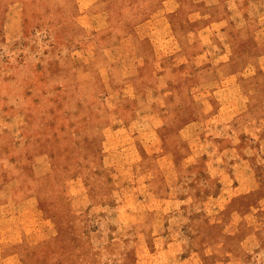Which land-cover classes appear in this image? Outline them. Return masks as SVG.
Returning <instances> with one entry per match:
<instances>
[{
  "label": "rangeland",
  "instance_id": "rangeland-1",
  "mask_svg": "<svg viewBox=\"0 0 264 264\" xmlns=\"http://www.w3.org/2000/svg\"><path fill=\"white\" fill-rule=\"evenodd\" d=\"M258 11L255 16L264 14V5ZM77 13L75 0H0V176L5 179L25 166V184L38 185L39 207L52 233L37 246L20 248L25 264H142L137 261L142 244L148 255L161 251L158 256L166 262L159 264H264V68L238 82L245 93L242 113L219 120L215 116L206 124L207 154L215 167L208 169L202 157L187 165L190 151L184 145L176 165L164 173L162 154L153 147L158 144L151 141L153 130L167 147L179 136L181 119L150 115L163 108L170 113L188 93L171 94L168 87L162 88L164 93L155 92L163 79L156 74L159 58L149 42L143 43L148 53L145 67L120 77L113 71V84H118L113 87L101 71L108 56L76 48L89 43ZM254 27L238 31L236 67L264 53ZM221 37L205 36L204 44L212 50ZM162 45L167 50L162 60L181 62L173 41ZM112 57L124 68L133 64L121 53ZM221 60L216 56L213 63ZM193 73L196 82L200 75ZM190 74L178 76L185 81ZM155 80L160 81L152 85ZM212 98L205 104L208 112L223 105ZM184 104L179 111L188 120L203 110L201 103ZM143 126L148 132L137 136L138 148L112 151L132 142L133 128ZM106 127L120 131L105 134ZM215 131L222 136L216 137ZM43 154L52 173L36 179L29 162ZM236 165L254 166L258 178L248 192L228 197L223 189L235 180L220 181L219 172ZM72 177L82 178L86 186L77 199L70 191ZM175 214L180 216L173 221ZM156 219L163 220L165 229L149 234L150 221ZM250 233L256 247L245 243ZM167 240L177 244L164 253L161 246Z\"/></svg>",
  "mask_w": 264,
  "mask_h": 264
},
{
  "label": "crops",
  "instance_id": "crops-1",
  "mask_svg": "<svg viewBox=\"0 0 264 264\" xmlns=\"http://www.w3.org/2000/svg\"><path fill=\"white\" fill-rule=\"evenodd\" d=\"M75 1L78 8L77 21L86 31L89 42L86 46H83V44L75 46L89 55L103 53L108 56L105 63L101 65V71L107 73L109 84H112L113 87L118 85L113 84V71H116L115 75L119 74L120 77V75L126 76L139 73L141 68L145 67L148 53L142 44L149 42L155 47V55L159 58L156 74L160 80L163 79L161 86L156 83L160 80L152 82V85L157 84V88L154 89H159L155 92L164 93L163 87H168L171 94L176 89L179 92L185 90L188 93L187 102L202 104L203 110L199 115L195 114L194 119L190 120L186 116H181L183 114L180 111L168 113L169 109L164 108L163 112L150 115V117L160 120L166 117L175 120L181 119L178 124L180 125L178 129L179 136L167 147L164 146L163 139L159 136L157 129L153 130L155 136L151 141L158 144V146L153 145V147H155L154 149L159 148L158 151L162 154L160 155L164 164L161 165L160 163V167L164 173L168 171L170 166L176 165L178 162L176 156L184 145H187L185 147L190 151L185 158L187 165H194L197 158L202 157L208 169L215 167L214 158L207 154L206 147H208L209 139H204L203 131L207 128V122L211 123V118H215V116H218L219 120L220 117L228 114L231 117H236L237 114L242 113V97L245 96V93L238 82L243 77L253 74V71L264 68V53L262 52L253 57L256 61L252 60L242 67H236V60L239 55L237 40L240 29H248L251 25H254L255 39L259 40V43H264V14H261L260 17L259 15L255 16L259 13L258 9L264 5V0ZM179 18L183 19L187 27L183 35L178 31ZM255 19L257 22H255ZM194 22L199 23L197 28L194 27ZM226 26L228 29H225ZM104 33L108 34L109 41L100 39L101 34ZM219 34H222L221 38H223L221 44L210 50L204 44L203 38L205 36L214 38ZM167 41H173L177 45L176 49H179L182 55L180 63H175L174 60L170 59L169 63L166 64L162 60V57L167 55V50L162 44ZM196 44L197 47H194ZM120 53L129 56L131 61L133 59V64H130L129 69L115 62L112 57L114 54ZM215 54L217 57H223V60L218 64L213 63L214 58H216ZM234 63L235 66H233ZM194 70L200 75L196 82L188 79L184 81L183 78L181 82L177 80L179 74L189 75ZM173 72H176V74ZM92 83L90 82V84ZM194 86L198 87L196 88L198 91L193 89ZM178 91H176V94H178ZM206 97L207 100L204 99ZM210 97H214L212 100L216 104L218 103L217 99H220L218 104L222 103L223 105L217 106L218 109L215 111L208 112L205 104ZM157 99L162 98L158 96ZM224 104L229 106L228 110H223L225 109ZM245 109L248 110L247 105ZM224 111H227V114ZM15 117L11 119L13 125ZM137 117L141 118L140 116ZM209 127L215 129L213 126ZM106 128L105 134H108V131L110 133L120 131V129L111 130L108 127ZM218 129L220 128H217L216 131ZM216 131V137L222 136L221 132ZM147 132L145 126L137 129L133 128V133L130 136L134 135V140L129 142L128 145H120V150L112 149V151L121 152L123 149H127V146L128 149L133 150V145L138 148L137 136H146ZM213 140L216 142L215 137H213ZM133 142H136V144H133ZM197 148L202 150H194ZM106 149L108 150V148ZM157 158H159L158 155ZM29 164L32 167L30 172L36 179L52 173V168H50L49 160L45 154L33 157ZM222 165L223 163H219L217 167L222 168ZM163 167H166V169ZM25 169L23 165L20 172L9 175L5 179L0 176V264H25L26 256L20 248L22 246H37L41 240L52 235L47 216L39 207V187L38 185H29L28 187L25 184L27 177L23 178L25 176H22ZM255 171L254 166L245 168L242 165H236L232 169L223 168L219 172L220 181L226 182L228 178L235 180V184L227 189L222 188L223 191L227 193L228 197H237L248 192L257 181L258 176ZM150 177L154 178L156 174L150 173ZM23 184L27 187L24 190L22 189L21 194ZM84 184L82 178L72 177L70 179V185L72 186L70 191L74 199H77L80 194L86 191ZM178 216L180 215L175 214L171 220L174 221ZM150 223L147 228L148 231H151L149 234L156 235V233L165 229L162 219H156L150 221ZM53 227L57 230V226ZM248 236L249 238L247 237L248 240L246 239L245 243L250 247H256L257 240L254 241L253 233ZM164 243L161 246L164 253L169 252L168 250H171L177 244L174 240H167ZM156 245H158V241H155L154 246ZM140 250L143 251V254L139 256L137 261H141L142 264L166 262L164 258L158 256L161 251L155 250L153 251L154 254L148 255L144 253L145 247L143 244Z\"/></svg>",
  "mask_w": 264,
  "mask_h": 264
},
{
  "label": "trees",
  "instance_id": "trees-1",
  "mask_svg": "<svg viewBox=\"0 0 264 264\" xmlns=\"http://www.w3.org/2000/svg\"><path fill=\"white\" fill-rule=\"evenodd\" d=\"M179 23H180V26H179V33L181 34V35H183L184 34V32L186 31V29H187V27L185 26V22H183V19L182 18H179ZM101 40H105V41H109L110 39H109V37H108V34H106V33H104V34H101V38H100ZM142 46H143V48H144V45L142 44ZM186 47H188V46H186ZM194 47H197V44H196V46H194ZM106 61V60H105ZM105 63V62H104ZM164 63H169V61L168 60H164ZM103 64V63H102ZM195 71V70H194ZM91 72H93L92 71V69H91ZM195 78H196V76L194 75V74H190V81H193V80H195ZM177 80L179 81V82H181V81H183L182 80V76H177ZM176 91H178L177 89H176ZM177 93H179V91L177 92ZM187 99H185V100H183V102L184 103H189V102H187L186 101ZM183 102H175V104L173 105V108H172V111H175V112H177V111H179L181 108H184L186 105L183 103ZM168 131L171 133V127H168ZM165 143V142H164Z\"/></svg>",
  "mask_w": 264,
  "mask_h": 264
}]
</instances>
